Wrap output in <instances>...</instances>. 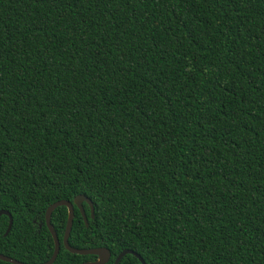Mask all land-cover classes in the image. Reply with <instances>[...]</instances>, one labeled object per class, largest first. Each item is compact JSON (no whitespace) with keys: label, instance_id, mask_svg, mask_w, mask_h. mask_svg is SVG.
I'll return each mask as SVG.
<instances>
[{"label":"trees","instance_id":"trees-1","mask_svg":"<svg viewBox=\"0 0 264 264\" xmlns=\"http://www.w3.org/2000/svg\"><path fill=\"white\" fill-rule=\"evenodd\" d=\"M79 194L103 264H264V0H0V253ZM66 217L51 264L94 261Z\"/></svg>","mask_w":264,"mask_h":264},{"label":"water","instance_id":"water-1","mask_svg":"<svg viewBox=\"0 0 264 264\" xmlns=\"http://www.w3.org/2000/svg\"><path fill=\"white\" fill-rule=\"evenodd\" d=\"M87 203L88 207H89V217H92V213H93V207L92 204L90 202V200L88 198H86L83 195H75L72 198V201H68V200H56L52 203H50L45 211H44V223L46 226V229L48 230L51 238H52V242H53V249H52V253L50 255V257L45 261V262H41V263H24L21 261H18L12 257L3 255L0 253V260L1 261H5L8 262L10 264H51L53 262V260L55 259L58 249H59V241L57 239V236L55 234V231L49 221L50 218V213L51 211L56 207V206H60L63 205L66 207L67 210V217H66V222H65V226H64V230L62 233V237H61V243L63 245V247L70 253H74V254H79V255H86V254H91V255H95L96 259L94 261L91 262H82L80 264H103L105 263L108 258H109V253L107 251V249H105L104 247H94V248H72L68 245L67 243V237L70 231V227H71V221H72V216H73V206H75L78 210L79 213L82 217V220L84 222L85 225H87L86 222V216L83 212V209L81 207V203L82 202ZM0 214H6L8 216V224L7 227L4 231V235L7 233V231L9 230L10 224H11V217L8 214L7 211L0 209ZM126 253L132 254L133 256H135L140 264H145L143 259L134 251L132 250H128V249H122L113 259L112 264H117L119 259Z\"/></svg>","mask_w":264,"mask_h":264}]
</instances>
